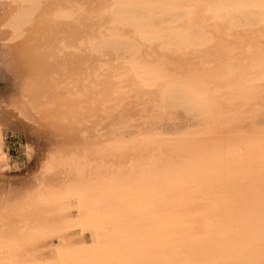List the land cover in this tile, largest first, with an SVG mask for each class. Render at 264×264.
I'll return each mask as SVG.
<instances>
[{
  "label": "bare ground",
  "instance_id": "6f19581e",
  "mask_svg": "<svg viewBox=\"0 0 264 264\" xmlns=\"http://www.w3.org/2000/svg\"><path fill=\"white\" fill-rule=\"evenodd\" d=\"M9 132L24 136L22 157H12ZM241 138L245 152L232 146ZM144 157L139 181L154 166L250 185L260 179L252 173L264 176V0H0V241L52 262L40 249L67 227L74 196L113 191L85 175L114 164L121 178L123 164ZM117 198L107 203L121 207ZM23 221L33 231L40 223L42 237L22 234Z\"/></svg>",
  "mask_w": 264,
  "mask_h": 264
},
{
  "label": "rangeland",
  "instance_id": "374dc122",
  "mask_svg": "<svg viewBox=\"0 0 264 264\" xmlns=\"http://www.w3.org/2000/svg\"><path fill=\"white\" fill-rule=\"evenodd\" d=\"M7 137H8L7 142H8V144L11 145L10 148H11V155H12V157H22V150H20V149H21L22 143H24V141H25L24 136L21 135V134L19 136L12 135L9 132L8 135H7ZM235 142H236L235 145H232L234 147V150L242 149L243 152L247 151V150H245L246 149V146H247V143H245V142H247V141H245L244 139L241 138V140L238 139ZM18 148H19V150H18ZM149 152H151V151H149ZM235 152L233 151V153L230 155V158H235V156H236ZM153 154H156V151H152L151 153H147V155H148L147 158L149 159V157H151ZM245 156H244L245 158L248 157V155H246V154H245ZM147 158L144 157V158H141V160H137V159H134L133 160V159H131V160H129V161H131V163L129 162L128 165H124L123 164L124 167H121V169H120V173H121V171H123L122 174H121L122 176L119 174V176H121V178L118 177V176H115L116 175V171L115 170H117V168H119V167L115 166L114 164L112 166V169H115V170H113L108 175H103L101 173L100 174L101 176L98 175V177H97V175H95L93 173H87V175H85V177H86L85 181H87L88 179H91L92 182H94L95 184H98L99 183V185L97 186V188H95V189L92 188V189L97 190V189H99L100 186H102L99 190H101V189L102 190L105 189L107 191H109V190L112 191L113 190L112 191L113 193L111 192V195L110 194L105 195V193H101V194H99V197H96L95 196L94 198H92L93 195L89 196L90 193H89V195L84 194V195H86V197L84 195H83V197L82 196L76 197L77 195H75L72 204L70 206H67V208L65 209V212L68 213V215L69 214L70 215L67 217V222H66L67 227H65V229H62L63 234H62V232H59L60 234L59 233H56V234L51 233V234L55 235V236H52L49 233L51 235V237H50L51 239L50 240H49V238L48 239L47 238L45 239L46 241L49 240V242H48L49 244L48 243H45V240H44V243L45 244H43L42 246H44L46 244H48V245H46L47 247L44 246V248L41 246L42 248L40 249L41 250L40 252H42L43 250H44L43 252H45V250H46V252H49L48 250H50V251L52 250L51 253H50V255H52V253H53V255L55 254L54 255L55 256L54 259L52 260V262L50 261V258H49L47 260V262L45 260L44 261L42 260L43 262H39V263L41 264V263H45L46 262L45 264H51V263L52 264H65L66 262H69V264L70 263L71 264H79L81 258L80 257H77V256H76L77 258L74 257V254H75V252H76L77 249L78 250H81L83 247H85V248H87V251H88V250H94V249H96L98 247V245H99V242H98L99 237H98V235H96V233L94 231H92L91 234H90V240L89 241L79 240L77 242V243H79V244H76L77 247L75 246L77 249H75V248L67 249L66 248V247H69L71 240L73 242L76 239H78V237H76V236H79V237L82 238V233L84 232V230L81 231L79 234H74L75 236L74 235H71L72 237H70L69 235H70V231L72 229L76 228L79 225V223L77 222V219L79 218L80 214L83 212L82 205L87 200H89V199H91V200H89V202H91V201L93 202L95 200L96 202H94V204L96 203L97 205H100V204H102L104 202L107 203L111 199H116V197H118L117 199H119V201H124V200L129 201V206L133 205L135 202H143V203H146L147 206H149L150 205L149 202L151 200L156 199V198L159 197L158 199H161L163 202L165 201V199H174V200H176V202H180V201L193 202L194 205L198 206L197 208H193V209H190L188 211L181 212V215L182 214L183 215H200V214H205V213L208 214V213H211V212H215L214 210H220V209L221 210L224 209L223 211L227 213L228 212L227 211V208L230 207L231 212H233V211L236 212L237 211L236 212L237 214L235 216L234 215H231L232 216V219L234 221H236V222H235V226L230 227V229H235V230L241 228L243 225L248 226V229L247 230L253 229L255 226H258L259 227L260 226L259 225V221L261 219L262 220L264 219V212H263L264 211V207L262 206L263 207L262 208V207H259L260 205H256V203L257 204L258 203L260 204L262 200L264 201V199L261 198V200H257V199H260L259 198V195L255 194L256 195V197H255V195L253 194V189H254V192L257 191V193L258 192H261L260 190L264 191V180H263V177L264 176H260L259 174L256 175V174L252 173L253 176L259 177L260 179L257 178V181L255 180V183L254 184L251 183L252 185H250L248 182H246L247 179L245 180V178H241V175L238 176L240 178H238L237 176L229 177L230 175H228L227 172H225L226 174L223 173V175H222L221 172H220L221 174H219V172L216 171L215 173H213L209 177V179H206L207 178L206 175H203L202 176L203 178H202V177H199L197 174H192V173H190L189 175H186V174H181L180 175V174H177V173L175 174L174 173L175 176H173L174 174H170V176H169L166 173H163L161 171H158V170H161V168L159 169V168H156L154 166V167H150V169L152 170L150 172V175H149L150 177L146 176V179H145L146 181L149 180V179L150 180L147 181L145 184H143V182H145V180H143V181L140 180L141 181L140 182L139 180H136V179L140 178L144 174L142 172H140V174H137V173H139V169H140L141 165L143 166V164L148 163ZM229 161L230 160H227V162H229ZM155 162H156L155 160L152 161V163L157 164ZM190 162L192 163L193 161L184 162V163H185V165H186V163H187V165L188 164L191 165ZM232 162L233 161H230L229 164H235L234 162L233 163ZM127 167L130 168V169H133V171L135 170L134 173L132 172L134 175L131 172H130L131 174L128 173V171H130L128 169H127L128 171H126V168ZM122 168H124V170ZM153 168H154L155 171L153 170ZM155 168L158 169L157 172H156V169ZM248 168L251 169L252 171H253V168H254V170H256L255 169L256 167H254V166H250V167L248 166ZM251 170H249V171H251ZM126 172L128 173V175L126 177H124L126 175L125 174ZM152 172L154 173L153 175L156 178H154V176L152 175ZM52 173H54V171ZM155 173L158 174V177H157V175ZM136 174L138 176L141 175V174L142 175L138 177ZM220 175H222L223 177L221 178ZM224 176H226V177L224 178ZM114 177H116V178L118 177V180L120 182L122 180L121 184L119 183L118 185H115V183H113V182H115L114 180L116 178H114ZM219 178L222 181H226L227 183L233 182V184L230 185V186L229 185L220 186L219 185V182L221 180H218ZM165 179H166V182L164 184L160 183V181H163ZM118 180H116V181H118ZM133 180H135V181H133ZM100 182H101V184H100ZM201 182H203L204 184L201 183ZM213 182H214V184L216 182V184L215 185L212 184ZM261 182L263 183L260 186L262 189H259L260 188L259 186H258V188H254L255 187V184L256 185H260ZM140 183L143 186H141ZM149 183H150V185H149ZM152 183H154V184H152ZM236 183H238V184H236ZM108 184H110V185H108ZM248 184L251 187L248 186ZM120 185H122V186H120ZM171 185H174V186L175 185H180V186H178V188L182 186L181 188H179V189H181L180 192H179V189H177V188L172 189L173 191H170V189H168V188ZM203 185H204V187H203ZM165 186L166 187L169 186V187H167V189H166ZM183 186H184V189H182ZM208 186H209V188H208ZM252 186H253V188H252ZM243 187L246 188L245 189L246 192H245V190H244ZM249 187L251 188V190L249 189ZM240 188H242V189H240ZM117 189H118V191H117ZM229 189L234 190V191H231ZM94 190H90V192L91 193L92 192L94 193L95 192ZM166 190H168V191L166 192ZM176 191H177V195H176ZM186 191H194V193L186 192ZM239 191H241V192H239ZM114 192H116V194ZM137 192H139V193H137ZM169 192H171V193H169ZM244 192H245V195H244L245 197H246L247 194L249 195V197H250L249 200H247V199L246 200L245 199H239L241 196H243L242 194ZM147 193L150 196H148ZM236 193H238L239 195L236 194ZM169 194L170 195L171 194L172 195L175 194V196L170 197ZM248 195H247V197H248ZM112 196H113V198H112ZM114 196H116V197H114ZM140 196H142V198ZM165 196H167V197H165ZM100 197L102 198V200H104L103 202H102V200H101ZM163 197H165V198H163ZM82 198H83V200H82ZM252 198H253V200H251ZM72 199H73V197H72ZM97 199L98 200L100 199V200L98 201ZM243 201H245V202H243ZM86 203H85V205H86ZM251 204L253 205L252 206L253 209L248 208ZM247 205H248V207H247ZM106 206H107V204H106ZM113 206L114 205L111 206L113 208V211L121 210V209H118L117 208V205H115L114 207ZM236 208H237V210H236ZM97 209H99V208H97ZM242 209H243L244 212L242 211ZM109 210H112V209L110 208V209H107L106 211H109ZM123 210L124 209H122L117 216H121V214L124 212ZM252 211H254V212H252ZM245 212H246V214H245ZM250 212H251V214H250ZM91 213L93 214V216L102 215V216H104L106 218L109 217V216L110 217L111 216H113V217L115 216L113 214L111 215L110 213H105L104 211L103 212L102 211H92ZM177 214L179 215L180 213H178L177 210H175V208H173V209H167V210H165L163 212H160V214H158V215H160V220H161L160 224L157 225L154 230L145 231V232H142V233L138 234L137 236H135L133 238V242H138L141 245H144V244L148 243V241H153L154 239H159V238L164 237V235H166V232H164V229H163L164 226L166 224L170 223L171 221L173 222L172 217L173 216H177ZM220 214L222 215V212H220ZM245 215H247V216H245ZM244 216L247 217V219ZM249 216H250V218H249ZM241 217H242V220H240ZM258 219H260V220H258ZM26 221H23L22 223L21 222L20 223L22 225L25 224V225L28 226L29 224L28 223H25ZM255 221H256V223H258V225L255 223ZM178 223H180V224H182L183 226H186V227L193 225V222L192 221H185V222L181 221V222H178ZM254 223H255V225L253 227H249L250 225H253ZM37 224H38V222H37ZM25 225H23L21 227L27 229V226H25ZM39 225H40V223H39ZM39 225H37L36 227H34L35 228L34 231H33V229H31L33 227H30L31 225H29L30 228L28 227V229H27L28 231H26L25 229H22L21 228L20 232L22 231L21 232L22 234H24L23 230L25 231V233L27 232L28 234H29V231L30 230H32L33 232H35L37 229H39L38 228ZM222 225L223 224H218V226L215 225L214 226L215 228H214L213 231L214 232H217V231L218 232L219 231L222 232V231H224L226 228L222 227ZM261 225H264V224H261ZM258 227H255V230L256 229H259ZM260 228H264V227H261L260 226ZM243 229H245V227ZM37 231L40 232L41 230H37ZM262 231H263V229L261 230V232ZM33 234H34L35 239H36V234L38 235L39 233L35 232ZM41 234L42 233H40L38 236H40ZM206 234H207V232H206ZM50 235L47 234L46 236L49 237ZM56 235H58V236H56ZM132 235L133 234L131 232H127L124 236L125 237H130ZM31 236H33V235H31ZM31 236H28L31 239L30 241H32V242L34 241L35 242L36 240H32L34 237L31 238ZM38 236H37V238H40ZM41 237H42V235H41ZM69 237H70L71 240L69 239ZM5 241H6V239L3 240L1 238V241H0V264H6L7 262L13 263L16 260L17 261L24 260L25 263L23 262V264H27L28 263L27 258H28V256H31L30 254H32V252L31 253H28V252L26 253V251H24L25 250V247H24V249H23V247H18L19 249H17L16 247L14 248V245H12L13 243L12 244L9 243V245L11 247L8 245L7 242L4 245V242ZM52 241H54V242H52ZM56 243H60V244H56ZM176 243H179V242H176ZM238 245H239L238 248H240V249L237 250V252L235 254L237 256H240L241 259H244V258H246L248 256H250V257L254 256V258L253 259H250V261H249V259H246V260L241 261L239 264H250V262L252 260H260V262L258 264H264V235L261 238L248 239V240H246L243 243L238 244ZM243 249H250L251 251L250 252L243 251ZM13 250H15V251H13ZM35 252H36V249H35ZM48 255H49V253H48ZM120 255H122V252H120V250H119L118 253H117V257H120ZM52 258H53V256H52ZM29 262H32V264L37 263L36 260L35 261L32 260V261H29ZM207 262H209V263H215V258L207 259Z\"/></svg>",
  "mask_w": 264,
  "mask_h": 264
},
{
  "label": "flooded vegetation",
  "instance_id": "af4514ba",
  "mask_svg": "<svg viewBox=\"0 0 264 264\" xmlns=\"http://www.w3.org/2000/svg\"><path fill=\"white\" fill-rule=\"evenodd\" d=\"M169 196L173 197L174 194L172 196L169 194ZM151 201L149 206L143 202H135L129 206V201L124 200L123 205L117 207L124 209L121 216L117 215L122 209L113 211L112 208V210L106 211L110 209L108 208L111 206L110 203H107V206L106 203H102V207L99 209L84 206V203L82 205L83 212L77 219L79 225L70 231V234L74 235L84 230L83 239L76 236L78 237L77 241L70 243L67 249H77L76 244H79L77 242L79 240L89 241L90 234L94 231L99 237V245L94 250L87 251L85 247L81 250L77 249L74 257L81 258L82 261L80 260L79 264H239L246 259L250 261L254 256L241 259L235 254L240 249L238 244L248 239L261 238L264 235L263 231L254 236L255 228L252 229V232L250 229L247 230L248 226L243 224L239 229H230V227L235 226L236 222L230 215V207L227 208V213H222L223 215L220 214V212H224L221 209L208 214L181 215V212L198 206L194 205L193 202H176L174 199H165L163 202L156 198ZM173 208L180 214L172 217L174 218L172 219L173 222L171 221L173 224L170 222L164 226L163 229L166 232L164 237L148 241L144 245L133 242L135 236L145 231L154 230L160 224V215H158L160 212ZM92 211H104L115 216L107 218L102 215L93 216ZM181 221H192L193 225L186 227L178 223ZM218 224H223L222 227L226 229L222 232H214V226H218ZM244 226L245 229H243ZM127 232H131L133 235L125 237ZM119 250L122 255L117 257ZM243 251L250 252L251 250L243 249ZM210 258H215V263L207 262V259ZM18 262L19 264L25 263V261ZM18 262L14 261L12 264H18ZM259 262L260 260H252L250 264H258ZM65 264H69V262Z\"/></svg>",
  "mask_w": 264,
  "mask_h": 264
}]
</instances>
